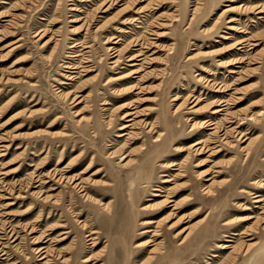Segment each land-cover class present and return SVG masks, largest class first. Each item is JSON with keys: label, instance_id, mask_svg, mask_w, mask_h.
<instances>
[{"label": "rangeland", "instance_id": "374dc122", "mask_svg": "<svg viewBox=\"0 0 264 264\" xmlns=\"http://www.w3.org/2000/svg\"><path fill=\"white\" fill-rule=\"evenodd\" d=\"M255 192L264 0H0V264H264Z\"/></svg>", "mask_w": 264, "mask_h": 264}, {"label": "bare ground", "instance_id": "6f19581e", "mask_svg": "<svg viewBox=\"0 0 264 264\" xmlns=\"http://www.w3.org/2000/svg\"><path fill=\"white\" fill-rule=\"evenodd\" d=\"M258 12H262V10H259ZM232 28V27H231ZM227 38H229V37H227ZM242 41H244V40H242ZM242 41L239 43V45H241L242 44ZM254 45H257V43H254ZM130 60H135V57H132ZM133 64H135V63H133ZM118 78H121V77H118ZM117 78V79H118ZM223 109L222 108H217V109H215V110H213L212 111V113H215V114H217V113H219L220 111H222ZM133 112H129V111H127L126 113H125V115H124V117H127V122H129V123H126V124H124L122 127H121V129H125V128H129L130 126H131V124H130V122L131 121H133L134 119H132L130 116H133ZM123 117V118H124ZM209 122V120H206V121H204V123H208ZM210 124L211 125H214L215 123H213L212 121L210 122ZM218 129V128H217ZM3 142V141H2ZM197 144H199V142L198 143H196V144H194V145H197ZM1 146H6V145H1ZM179 150H183L182 148L181 149H179ZM197 150H199V149H196V151ZM200 153V152H199ZM175 164H171V166H174ZM170 166V165H169ZM172 179H166L165 180V182H170ZM75 187L76 188H80L78 191H80V192H83L84 193V195L85 196H88V198L90 197V195L87 193V192H85L86 191V189H84V186H82V185H78V183L75 185ZM253 198H254V202L255 203H261V202H264V197H263V195L262 194H260V193H258V192H255L254 193V196H253ZM101 203V205H106L107 206V204L106 203H102L99 199H96L95 200V203ZM179 203L178 202H175V200H173V199H171L170 197H168L167 199H165V201H163V202H161V203H155V204H148V205H145V206H143L142 207V209H145V210H147V209H151V208H155V207H161V206H163V205H169V206H175V208L177 207V205H178ZM258 207V206H257ZM246 209H250L249 207H246ZM250 218H253V217H245L244 218V220H246V219H250ZM144 223L145 224H153V223H155V221L154 220H146V221H144ZM60 226H62V225H60ZM173 226H175V223H172L171 225H170V227L169 228H172ZM249 231V229H247L244 233L245 234H248V235H250V233L248 232ZM97 231H93L91 234H94V233H96ZM144 232H151V230L150 229H146ZM181 232L182 231H179L178 233H177V235H179V234H181ZM154 235H159V233L158 232H156V233H154ZM90 236V235H89ZM66 237H62L60 240H62V239H65ZM150 242H152L151 240H147V241H144L143 243L144 244H150ZM143 243H141V244H143ZM43 245V244H42ZM224 247H226V246H224ZM44 248H46L45 246H42L41 247V249L42 250H40V252L41 251H43L44 250ZM47 251H45L44 253H46ZM152 252H154V250L152 251ZM46 258V256L45 255H43L42 257H41V259H45ZM90 260V258H87V259H85V261L88 263V261Z\"/></svg>", "mask_w": 264, "mask_h": 264}]
</instances>
